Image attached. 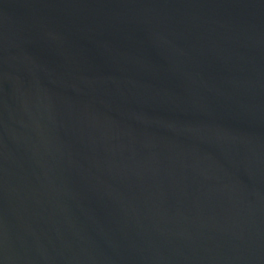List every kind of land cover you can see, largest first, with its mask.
I'll use <instances>...</instances> for the list:
<instances>
[{"label":"water","instance_id":"1","mask_svg":"<svg viewBox=\"0 0 264 264\" xmlns=\"http://www.w3.org/2000/svg\"><path fill=\"white\" fill-rule=\"evenodd\" d=\"M0 264H264V0H0Z\"/></svg>","mask_w":264,"mask_h":264}]
</instances>
